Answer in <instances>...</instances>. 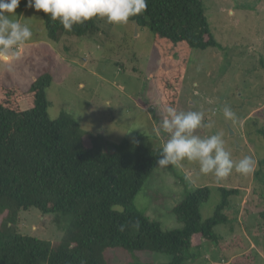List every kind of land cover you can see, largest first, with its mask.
<instances>
[{
    "label": "rangeland",
    "instance_id": "1",
    "mask_svg": "<svg viewBox=\"0 0 264 264\" xmlns=\"http://www.w3.org/2000/svg\"><path fill=\"white\" fill-rule=\"evenodd\" d=\"M203 2L219 45L191 49L177 111L203 112L204 123L211 122L212 127H202L194 134L201 138L220 134L234 162L251 156L258 168L259 160L264 158V138L258 133L264 127V0ZM14 19L27 24L33 36L22 48L19 60L0 64V83L28 91L38 76L51 71L53 82L47 89L50 117L57 119L62 113L75 117L87 136V146L95 145L99 152H111L115 145L134 139L138 133L150 135L157 147L167 142L169 134L158 126L162 101L156 75L163 62L148 27H139L132 21L118 26L97 18L95 34L64 35L54 41L48 37L42 11L26 7ZM225 105L236 113L235 120L224 117ZM22 106L27 108V103ZM204 186L212 192L202 206L204 218L212 216L221 202L220 187L241 191L230 198L231 205L226 209L228 226L244 235L248 245L254 244L251 251L257 259L255 264H264V221L259 217V212L264 211V185L255 180L254 173L245 176L233 170L217 180L188 161L183 162L182 168L157 167L133 207L159 221L164 230L175 229L181 224L174 207L189 192ZM115 208L123 211L121 206ZM66 224L60 215L31 208L21 212L18 227L23 235L57 243L64 236ZM222 225L216 228L219 234L225 233ZM105 259L108 264L172 261L168 254L123 249H110ZM215 259L212 257L211 261ZM218 261L224 260L219 256Z\"/></svg>",
    "mask_w": 264,
    "mask_h": 264
},
{
    "label": "trees",
    "instance_id": "2",
    "mask_svg": "<svg viewBox=\"0 0 264 264\" xmlns=\"http://www.w3.org/2000/svg\"><path fill=\"white\" fill-rule=\"evenodd\" d=\"M26 3L21 0L17 15L25 12ZM42 16L54 41L98 31L97 18L74 25L69 32L49 15L42 12ZM129 21L151 30L162 58L163 67L156 75L162 121L167 106L178 108L191 49L218 47L219 42L203 0H147V9ZM52 82L47 70L28 91L0 83V264H108L110 249L168 254L172 261L165 264H188L192 249L205 242L217 244L223 253H242L231 264L256 263L243 235L234 233L225 240L216 231L230 222L226 209L230 198L240 195L238 188L220 187L221 202L209 218L203 217L202 206L210 200L211 188H196L173 209L181 226L164 230L159 221L133 207L157 169L162 147L143 133L121 141L111 152L88 147L75 117L68 113L50 117L47 89ZM258 133L264 138V127ZM254 178L264 185V158ZM31 208L60 215L67 222L61 241L19 232L21 212ZM259 217L264 221V211Z\"/></svg>",
    "mask_w": 264,
    "mask_h": 264
},
{
    "label": "clouds",
    "instance_id": "3",
    "mask_svg": "<svg viewBox=\"0 0 264 264\" xmlns=\"http://www.w3.org/2000/svg\"><path fill=\"white\" fill-rule=\"evenodd\" d=\"M20 4L21 0H0V64L10 65L19 60L22 48L33 36L27 24L14 19ZM26 7L42 11L70 32L74 25H82L93 18L105 19L113 25H126L131 17L147 9V0H27ZM222 111L226 119H236L230 105H225ZM160 127L170 137L156 162L161 169L170 165L182 168L183 162L188 161L198 164L201 173L212 174L217 180L226 178L233 170L245 176L255 172V159L245 156L234 162L220 134L206 138L194 134L202 127H212L211 122L204 123L203 112H178L175 107L167 106ZM159 134L160 129H157Z\"/></svg>",
    "mask_w": 264,
    "mask_h": 264
},
{
    "label": "crops",
    "instance_id": "4",
    "mask_svg": "<svg viewBox=\"0 0 264 264\" xmlns=\"http://www.w3.org/2000/svg\"><path fill=\"white\" fill-rule=\"evenodd\" d=\"M229 223L230 222L224 224V228H222V232L225 230V233H221L222 235L220 234L222 237H224V239L226 238V232H228L227 233L228 235L230 234L229 238L231 237V235H233L235 233L234 227L228 226ZM219 226H221V225H219ZM225 240H227V239H225ZM246 244L248 245L247 242H246ZM248 246H249V249L251 250V249H253L254 244H251V246L250 245H248ZM221 253H222V251L220 250V248L217 244L212 243V242H205L200 249H195V248L192 249L191 256H193V258H191V261L189 260L188 264L189 263L190 264H231L232 260L236 256L242 254V253H239L236 251H230V252H226V253L230 254L226 257V256H221L222 255ZM219 256L222 257L224 261L219 262L218 261ZM212 257L217 258V259H215V261H211Z\"/></svg>",
    "mask_w": 264,
    "mask_h": 264
}]
</instances>
